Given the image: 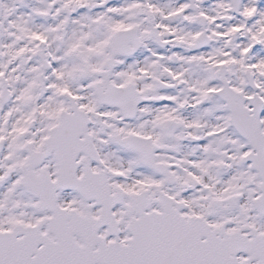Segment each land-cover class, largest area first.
<instances>
[{"label": "snow or ice", "instance_id": "obj_1", "mask_svg": "<svg viewBox=\"0 0 264 264\" xmlns=\"http://www.w3.org/2000/svg\"><path fill=\"white\" fill-rule=\"evenodd\" d=\"M0 264H264V0H0Z\"/></svg>", "mask_w": 264, "mask_h": 264}]
</instances>
